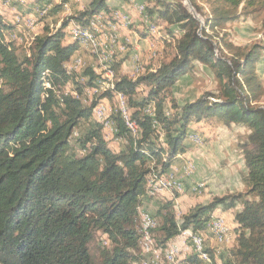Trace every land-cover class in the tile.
<instances>
[{
	"label": "trees",
	"instance_id": "1",
	"mask_svg": "<svg viewBox=\"0 0 264 264\" xmlns=\"http://www.w3.org/2000/svg\"><path fill=\"white\" fill-rule=\"evenodd\" d=\"M41 1L16 5L31 12ZM109 1L92 0L57 29L46 27L22 59L6 39L12 24L0 10V264H140L139 210L150 198V174L168 172L186 151L190 125L215 122L249 130L240 144L245 190L197 202L179 218L175 200L164 202L155 213L160 221L154 240L162 246L180 242L176 238L186 229L204 235L217 208L240 205L235 240L218 256L222 264H264V43L236 44L221 32L230 23L257 18L264 28V0H206L203 23L182 0L140 2L152 23L178 25L180 35L169 42L171 59L135 78L119 73L122 62L112 63L115 86L102 96L116 101L117 93L125 95L139 131L133 134L115 113L116 137L124 140L119 151L109 147L103 124L93 117L96 102L87 105L64 91L75 77L65 63L80 46L68 40L67 29L72 19L85 25L96 15L107 17ZM189 1L203 15L197 1ZM51 3L31 14L42 13V19ZM52 10H62V4ZM168 33L173 37L174 29ZM199 63L211 70L217 90L181 103L174 88ZM86 75V86L97 84L100 74L88 68ZM98 233L111 247L96 244V260L91 246ZM206 251L212 261L215 251ZM181 260L207 264L199 254Z\"/></svg>",
	"mask_w": 264,
	"mask_h": 264
},
{
	"label": "rangeland",
	"instance_id": "2",
	"mask_svg": "<svg viewBox=\"0 0 264 264\" xmlns=\"http://www.w3.org/2000/svg\"><path fill=\"white\" fill-rule=\"evenodd\" d=\"M65 0H63L64 3ZM71 1V0H67ZM83 3L85 2L88 5V2L90 0H82ZM192 12H195L196 15L201 19L203 23V16L204 14H208V3L206 0H196L197 3L202 7V14H198L195 11V8H190V6L187 4L188 2L186 0H182ZM141 0H110V12H107V17L103 20L104 25L100 26L101 32L98 34V38L104 43L108 44L110 43V35H111V27L113 25H116L118 28L117 32H123V33H133L135 32L138 36V38L135 39V41H130L128 40V45L122 43V38H120L118 35L115 37V42L113 43L114 48H118L116 54H115V61L116 62H122L120 64V68L122 71L130 75L131 77H137L142 71L146 69L147 66H153L157 67L160 62L163 60L171 59L173 55V45L170 44L174 43L175 39L179 37L180 35V30L178 25H172L169 26L167 24H161V25H156L152 23L149 19V17L145 16L146 13H143L139 9L141 5L144 3L148 4L147 0H143V4H140ZM141 2V3H142ZM190 2V1H189ZM16 3H19L22 7L25 6V8L28 6L27 0H13L9 5H3L2 0H0V10L4 13V16L6 18V21L12 24L15 19L19 18L20 20L22 19V16L29 15V12L26 10L21 11L19 8H17ZM80 3V1L77 2V4ZM84 3V4H85ZM126 4L125 7L122 5ZM56 4V3H55ZM60 4V3H59ZM72 4V2H71ZM76 1L73 2V6L76 7ZM47 4L41 3L38 4L37 7H35V10L39 8H43ZM57 5V4H56ZM145 5V4H144ZM55 6V5H54ZM146 7V6H145ZM53 7H48L47 9V14L45 15V20H39L37 22V26L35 29H30L25 26V23L19 22L18 29H14L11 31H6V39L11 45L15 48L17 54L20 56V58L27 57L30 53L31 50V43H33V39L36 35L42 33L46 27L49 29H57L59 27V19H66V16H63V14L60 11H55L52 10ZM34 10V11H35ZM63 10V9H62ZM33 11V12H34ZM32 12V13H33ZM36 12V11H35ZM62 14V15H61ZM114 14V16H113ZM117 14V16H115ZM22 15V16H21ZM60 15V16H59ZM55 17V18H54ZM108 19V20H106ZM17 21V20H16ZM109 21V22H108ZM111 21V22H110ZM15 23V22H13ZM17 23V22H16ZM24 23V24H23ZM116 23V24H115ZM18 24V23H17ZM16 24V25H17ZM108 26V27H106ZM126 26V27H125ZM105 27V28H104ZM110 27V28H109ZM17 28V26H16ZM104 28V31H103ZM170 29H174V35L173 37L168 31ZM106 30V31H105ZM109 32H108V31ZM147 31L149 33V36H144L141 34V31ZM107 32V33H106ZM221 32H226V38L229 40L233 41L236 44H242V45H249L250 43L253 42H262L264 43V28L260 24V18L254 19V20H247V21H238L235 23H230L229 25L226 26L225 30H221ZM108 34V35H107ZM11 36V37H9ZM103 37V38H102ZM169 37V39H168ZM105 38V39H104ZM118 40H117V39ZM103 39V40H102ZM108 39V40H107ZM80 44V43H79ZM111 44V43H110ZM115 45V46H114ZM81 44L79 46V50L83 51V56H78V58H81L84 63V67L81 69H77V71H72L75 74V77L73 80H70L66 86L64 87L65 92L69 91H78L77 86H81V89L83 90L84 88L88 87L85 85L86 81L89 79V75H86V70L88 68H92L96 74L98 75L101 68L98 64V57L94 55V53L88 49H84L83 47L81 48ZM122 49V50H121ZM129 50L131 51V56H123L122 53H126ZM89 52V53H88ZM119 52V53H118ZM76 53V52H75ZM74 53V54H75ZM76 55V54H75ZM76 56V58H77ZM75 57V56H74ZM73 57V58H74ZM96 57V58H95ZM264 59L262 60L263 63ZM112 66V65H111ZM70 70V66L68 67ZM119 68V70H120ZM114 69V68H113ZM115 71V69H114ZM116 73V71H115ZM117 75V74H116ZM183 84H188L189 87H184L183 88V94L182 96L184 97L188 93L190 94V97L194 98L196 95L199 93H204L205 91H216L217 90V82L209 68H205V70L201 69H196L194 72L187 74L184 76L180 82H178V87H181ZM177 85V84H176ZM76 87V88H75ZM0 88H1V81H0ZM73 88V89H72ZM175 89V88H174ZM177 89V88H176ZM147 91L146 87H141L140 92L143 94ZM186 93V94H185ZM176 95V94H175ZM101 99H107V102H110L109 104L112 106H115V99H110L108 96H100L98 100ZM182 99V98H180ZM191 134H197L198 139L196 141H193L190 137ZM204 135V134H203ZM201 135L200 133H189L186 139V144L191 145L194 148H202L206 144V139L204 136ZM246 135H241L240 141L237 143H233L232 147L237 149L236 152L232 154V152H228L227 156H233L234 157V162H237V155L238 159L241 156L242 150L240 148V144L242 141L246 139ZM202 138V141H201ZM219 141V139L217 138ZM228 141L219 142L220 147H226V145H229L227 143ZM124 140L121 138L118 140H108V145L109 147L114 150V151H119L120 147L123 145ZM227 143V144H226ZM238 146V147H237ZM189 148V147H188ZM187 151L184 153H180V155H183L185 163L183 166V172L182 174H178L176 172V175L179 179L182 180L183 182V188L182 189H172L175 191H165L161 194V192L155 193L153 196H149L150 198L147 199L148 201H145L144 205L142 206L141 210H146L148 211L151 216L155 217V213L157 212L159 206H161L164 202L171 200V199H178L182 195H190V201L186 202V200L180 201V203H177V200L175 201V212L178 215L177 217H180L182 214L186 213L190 208L191 205L194 203L200 202V201H208L210 199L211 193L213 194L215 191L217 192L218 195H225L231 192H241L245 190V186L242 182V174L245 171V168L242 164V162L237 163L231 162L229 160H226V158H218V162H214V168L212 171L219 173V172H224L229 173L227 174L229 176V182L222 187H218V185L213 184V191L209 190V187L212 186L211 184L208 183L210 176H208L207 172H204V168L195 167L193 171L191 172V175L188 173H184V168L186 166V163L192 162L190 161V158H187ZM186 156V157H185ZM191 156V154H190ZM226 156V155H225ZM185 157V158H184ZM224 161V162H223ZM226 161V162H225ZM230 164H232L230 166ZM172 168V165H171ZM167 173V172H166ZM164 173V174H166ZM163 174V173H162ZM196 189V191H195ZM180 192V193H178ZM176 196V197H175ZM202 196V198H200ZM173 197V198H172ZM215 197V196H213ZM212 197V198H213ZM197 200V201H196ZM200 200V201H198ZM196 201V202H195ZM192 202L191 205H189ZM184 204V205H183ZM179 205V206H178ZM186 205V206H185ZM179 211V212H178ZM224 217V216H223ZM156 218V217H155ZM225 218V217H224ZM227 218V217H226ZM226 224H228V233L226 238L224 239H215V236H212L210 232H205L203 235L206 244H207V249L208 250H214V258L212 261H214L213 264H222L218 254L220 251L229 248L234 240H235V233L232 228L230 227V222H228V218L226 219ZM158 221H160V217L156 218ZM157 221V222H158ZM140 222V217L138 224ZM104 236L100 233L96 234V241L95 243L92 244L91 249H92V254L98 260V251H97V245L100 244L101 247L106 246V247H111V242L108 241V245L104 243ZM108 240V239H107ZM216 241V242H215ZM219 242V243H218ZM220 242H223L222 244ZM177 249H181V252L175 254V257L182 258L186 256V247L182 245V242H179L176 244ZM141 250V249H140ZM141 259H140V264L141 261L146 258L145 255H143L142 251L139 252ZM187 255H189L187 253ZM180 260V259H179ZM179 260L176 261V264H179ZM182 263V260H181ZM164 264H169L167 261L164 260ZM206 264V263H205Z\"/></svg>",
	"mask_w": 264,
	"mask_h": 264
},
{
	"label": "bare ground",
	"instance_id": "3",
	"mask_svg": "<svg viewBox=\"0 0 264 264\" xmlns=\"http://www.w3.org/2000/svg\"><path fill=\"white\" fill-rule=\"evenodd\" d=\"M12 1L13 0H2V3L3 5H9ZM54 1L59 2L61 0H54ZM50 5L51 4H49L47 7H49ZM139 9L143 11L144 6H140ZM42 12L44 13L45 11H42ZM40 14H31L26 17H23L21 15L22 16L21 20L25 23L26 27L30 29H35V27L37 26V22H39L40 20ZM115 16H117V14H115ZM104 19H105V16L96 15L91 19L90 23H87L85 25L76 24L75 22H72V21L70 23V26L68 28L69 38L71 40H77L84 49H88L92 51L94 55L98 57V64L101 70L99 72L100 76L98 78L97 84H95L94 86H89V87L84 88L82 92H79V91H69V92L75 97L80 98L87 105H91L92 103L96 102L94 109H93V117L103 124L105 138L107 140H110V139L118 140V137H116L115 123L112 119V116L117 112L122 114L129 130L133 134L136 135L139 131H138L136 122L130 119V110L127 104L128 99L125 95H123L122 93L116 94L115 106H112V104L110 105L109 104L110 102H107V101L105 104V100L95 101L94 89H98V84L101 86H105L104 88V93H105L108 89L114 88L115 81L117 78V75L114 69L111 67V65L112 63L115 62V54L118 50L117 47L116 48L113 47V43L115 42V37L117 36L116 32L118 28L116 27V25H113L111 27L110 30L112 33L109 36L110 37L109 40L111 43V44L109 43V49H110L109 56L103 57L102 43L100 42L101 41L100 38H98V34L101 32L100 26L104 25L103 23ZM104 28H103V31H104ZM71 62L72 64H79L80 67H71L70 70L69 68H67L69 72L77 71V69H80V68L82 69L84 67V63L81 58L74 57L72 58ZM97 107L103 108V114L101 113V110H99ZM148 112L152 113V109L149 108ZM190 137L193 141H196L198 139L197 134H191ZM194 166L195 165L192 162H188L186 163L184 171L186 173H191L194 169ZM182 188H183L182 180L177 177L176 172L169 170L166 174L164 173L163 174H158V173L150 174L148 182H147V195L153 196L157 192L158 193L161 192L162 194L165 191H170L172 189L177 190V189H182ZM175 190H172V191H175ZM139 211H140L139 227H140V232H141V239H140V249L141 250L140 251H142L143 255H145L146 257L141 261V264H164V260L167 261L169 264H176L177 260L180 259L179 261H181L182 258L178 259L177 257H175V254H177L178 251L181 252V249H182V248L177 249L176 247V244L179 242L169 241L165 246L156 244L155 242L156 239L154 238L155 232L153 233V230L158 224L157 219L151 216V214L146 210H139ZM149 219L151 221V225L149 224ZM228 229L229 227H228V224H226L225 219L223 217H218L215 215L212 217V220L210 221L206 232H210L211 234H213L212 236H215V239L216 238L224 239L227 236ZM180 239H181L180 242H182V245L186 247V250H187L186 256H187V253L188 254H199L201 258L207 262V264L212 263L209 257V253L206 251L207 244L202 234L200 238L197 232L191 229H186L181 233ZM104 243L108 245L107 239L104 240ZM220 243L222 244L223 242H220Z\"/></svg>",
	"mask_w": 264,
	"mask_h": 264
},
{
	"label": "crops",
	"instance_id": "4",
	"mask_svg": "<svg viewBox=\"0 0 264 264\" xmlns=\"http://www.w3.org/2000/svg\"><path fill=\"white\" fill-rule=\"evenodd\" d=\"M32 0H27L28 3H30ZM76 1V4L78 1H80V3H78L76 5V7H74L72 4L73 2ZM92 0H90L88 2V5L91 3ZM51 3V5L49 6L50 7H54V5L56 4H62V9L61 10V13L63 14V16H66V19H68V21L70 20V18H74V16L79 12V11H82L84 10L88 5L85 3H83L82 0H71L70 2L65 0L64 3L63 1L62 2H57V1H54V0H44L42 1V3H45V4H48V3ZM72 2V4H71ZM142 2V1H141ZM41 2H39L38 4H40ZM56 3V4H55ZM38 4L35 6L37 7ZM141 4V3H140ZM126 4L123 3L122 7L124 6L125 7ZM35 7L32 9L31 12H29V15H31V13L35 10ZM48 8V7H47ZM46 8V9H47ZM48 10V9H47ZM46 13V11L44 12V14ZM47 14V13H46ZM45 14V15H46ZM61 14V15H62ZM43 14L41 13L40 14V18ZM45 15L43 17H45ZM28 16V15H26ZM26 16H23V17H26ZM60 16V15H59ZM46 18V17H45ZM45 18H42L40 19L41 20H45ZM55 18V17H54ZM6 19V18H5ZM66 19H59L58 23H59V26L61 25V23L66 20ZM17 20V21H16ZM15 22V23H13ZM12 22V27L8 30H6L7 32L8 31H11V30H14V29H18L20 26L19 25V22H22V20H20L19 18L15 19V21ZM18 24H17V23ZM72 22H74V19H72ZM69 23V22H68ZM17 24V25H16ZM17 26V28H16ZM26 26V25H25ZM126 27V26H125ZM68 31V29H67ZM117 35L122 38V43L123 44H127L128 45V40L130 41H135L136 38H138L137 34L134 32L133 35L129 32L127 33H121V32H118ZM70 38H68L69 40ZM71 41V40H70ZM122 50V49H121ZM83 51L82 50H79V51H76V55L74 54L72 57H71V60L69 61L71 63L72 61V58L75 56H83ZM119 53V52H118ZM123 56H127V55H132L131 54V51L129 52V50L126 52V53H122ZM77 56V57H78ZM69 62L65 63V66H69ZM205 68H207V66L203 65V64H197V67L196 69H201V70H205ZM260 71L262 73V76H263V80H264V61L263 63L261 62L260 63ZM119 73L121 74H126L128 75L127 73H125L124 71L119 70ZM130 76V75H128ZM131 77V76H130ZM135 78V77H134ZM180 82V81H179ZM184 87H189L188 84H183L181 87H178V83L177 85L175 86V94H176V97L178 98V100L183 103L185 101H189V100H194L196 98H198L202 93H199L198 95H196V97L192 98L190 97V94L191 93H188L187 95H185L184 97L182 96L183 94V88ZM177 88V89H176ZM186 94V93H185ZM182 98V99H180ZM189 133H200L201 135L204 136V138L206 139V144L204 147L202 148H194L192 147L191 145H188L187 146V158L189 157H192V159L190 158V161H192V163L195 165V167H201V168H204V172H207L208 176H210V179L208 181L209 184H211L212 186L209 187V190L210 191H213V184L214 185H218V187H222V186H225L228 182H229V176L227 174L229 173H224V172H219V173H216L214 171H212V169L214 168V162H218V158L222 157V158H226V160H229L231 162H234L232 160H234V157L231 155V156H227V153L229 152H232V154L234 152L237 151V149L233 148L232 145L233 143L235 142H239L240 141V138H241V135H248L249 133V130L243 125V124H231V125H225L223 123H220V122H215L213 124H209V125H202L201 123L199 124H192L190 125V129H189ZM199 136V135H198ZM217 138L219 139V141L217 140ZM225 141H228L227 143L229 145H226V147H220L219 146V142H224ZM201 141H202V138H201ZM226 143V144H227ZM189 147V148H188ZM238 147V146H237ZM191 154V156H190ZM226 155V156H225ZM220 156V157H219ZM186 157V156H185ZM184 157V158H185ZM180 158H183V155H180L177 160H175L172 164V168L170 167V170L172 171H176L178 172V174H182L183 172V166H184V163H185V160L184 159H180ZM237 159V162L239 161L242 162L243 166H244V159H243V154H241V156L239 157L238 159V155L236 157ZM224 162V161H223ZM226 162V161H225ZM237 162H234V163H237ZM232 164H230L231 166ZM245 168V167H244ZM174 171V172H175ZM185 174H187L185 171H184ZM149 196V195H148ZM213 196H222V195H218L217 192L215 191L213 194L211 193V196H210V199L208 201H200V202H204V203H207L209 201L212 200V197ZM202 198V196L200 197ZM177 200V203L179 204L180 201L182 200H186V202L190 201V195H182L181 197H179L178 199H175V201ZM146 201V200H145ZM197 201V200H196ZM195 201V202H196ZM147 203V202H146ZM145 203V204H146ZM192 202L189 204L191 205ZM195 204V203H194ZM193 204V205H194ZM184 205V204H183ZM191 205V206H193ZM147 206V204H146ZM186 206V205H185ZM240 209V205H236L235 207L233 208H230V209H223L221 207L217 208L215 210V215L218 216V217H227L228 218V222H230V227L232 228L231 230H233V228L235 227V222H234V214L236 213V211H238ZM213 215V216H215ZM223 217V218H224ZM224 218V219H225ZM226 218V219H227ZM176 238V237H175ZM178 241H181L180 237L179 238H176Z\"/></svg>",
	"mask_w": 264,
	"mask_h": 264
},
{
	"label": "built area",
	"instance_id": "5",
	"mask_svg": "<svg viewBox=\"0 0 264 264\" xmlns=\"http://www.w3.org/2000/svg\"><path fill=\"white\" fill-rule=\"evenodd\" d=\"M100 42L102 43V55H103V57L104 56H109V50H110L109 49V45L108 44H104L102 41H100ZM69 66H70V68L71 67H80L79 64H72V62L71 63L69 62ZM69 66H67V67L65 66V67L68 68ZM104 88H105V86H101V85L98 84V89H94V92H95V101L98 100V98L100 96H102V94L104 93ZM101 100H105V104H106V99H101ZM98 109L101 110V113L103 114V108H98ZM188 174L191 175V173H188ZM148 218H149V216H148ZM149 224L151 225L150 219H149ZM196 232L198 233V236H200V238H201V231L198 230ZM104 238L105 239H108L105 236H104ZM178 253H179V251H178Z\"/></svg>",
	"mask_w": 264,
	"mask_h": 264
},
{
	"label": "water",
	"instance_id": "6",
	"mask_svg": "<svg viewBox=\"0 0 264 264\" xmlns=\"http://www.w3.org/2000/svg\"><path fill=\"white\" fill-rule=\"evenodd\" d=\"M188 3V5L190 6V8L192 9V8H194L193 6H192V4H191V2H189V0H186ZM194 14H196L195 12H193Z\"/></svg>",
	"mask_w": 264,
	"mask_h": 264
}]
</instances>
